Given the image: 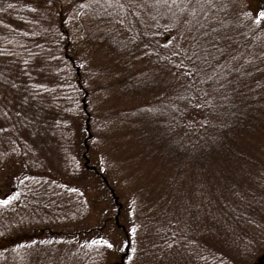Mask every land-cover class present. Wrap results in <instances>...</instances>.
<instances>
[{
  "label": "trees",
  "instance_id": "obj_1",
  "mask_svg": "<svg viewBox=\"0 0 264 264\" xmlns=\"http://www.w3.org/2000/svg\"><path fill=\"white\" fill-rule=\"evenodd\" d=\"M70 2L64 8L60 0H0V174H5L0 201L9 200L0 204V264H31L28 243L37 248L32 264H56L50 258L58 248L61 261L103 263L101 256L109 248L91 245L106 240L103 236L62 226L64 221L81 222L87 212L84 189L72 183L80 180V170L72 166L71 171L62 158L52 156L61 161L54 168L45 158L52 147L62 156L64 125L80 128L87 135L83 166L90 170L86 156L92 119L83 102L97 90L94 79L99 76V87L109 78L124 97L157 94L130 107V125L143 123L149 129H141V151L145 157H162L165 166L161 178L151 181L152 192L128 201L126 259L139 246L138 229L143 225L149 232L153 224L155 248L161 245L162 257L167 255L157 264H167L177 252L189 255L185 264H202L205 254L206 264H212L218 252L223 255L218 253V264H264V135L258 138L264 123V20L254 23L264 0L256 1L255 10L236 6L238 0H215L214 7L205 6L190 23L145 9L142 0ZM70 12L79 21L84 18L87 32L70 27ZM81 32L82 42L77 37ZM189 72L194 75H185ZM220 84L224 87L213 93V107L189 105L188 99ZM43 126L49 129L48 141ZM208 177L214 190L220 182L218 189L226 194L219 199L226 205L219 210L220 219L211 218L208 239H190L186 223L181 232L176 221L174 228L165 227V216L174 213L169 204L181 205L179 198L172 199L181 195L187 213L189 188L203 186ZM211 199L209 195L207 202ZM55 225L57 237L50 233ZM252 236L256 245L247 260L240 250L251 247ZM234 249L238 258L229 255Z\"/></svg>",
  "mask_w": 264,
  "mask_h": 264
},
{
  "label": "rangeland",
  "instance_id": "obj_2",
  "mask_svg": "<svg viewBox=\"0 0 264 264\" xmlns=\"http://www.w3.org/2000/svg\"><path fill=\"white\" fill-rule=\"evenodd\" d=\"M60 1L62 2L64 8H68L71 6L70 3L73 2H70V0ZM256 1L257 0H238L236 6L239 4V6L242 7L246 4L249 8L255 10V8L257 9ZM70 14L71 16H66L70 27L73 30L75 29L77 32L78 30L81 31L82 28H85L84 30L87 32L88 24H86L87 22L85 23L83 20L84 18L79 21L75 18L76 12H70ZM84 34V32H81L79 34L80 36H77L79 41L81 40L82 42ZM72 47L73 49H77L78 45L74 43ZM71 53H74L72 55L75 56V52ZM102 79L103 77L101 76L94 79V85L97 90L93 91L90 97L85 96L84 101L86 102H83L86 105V108H89L92 119V124L89 127L92 139L87 143L88 152L86 157L89 162V167L95 166L99 175L95 174L94 171L87 170L83 166L84 158H82L81 153L85 150V148L82 141L87 135L80 128L75 129V127L64 125L60 131V133L63 134L62 137L57 129V133L60 138L65 140L66 144L60 147L62 156L60 155L58 157V155L54 153L55 149L53 147L50 152L47 151V154L45 155V158H49L53 161L54 168H58L61 162L54 158H62L63 162L69 165L71 171H74V169H71L72 166H75L80 170L79 173L76 174V177L80 180L78 182L73 181L72 183H79L84 189L83 197L86 201L85 205L87 212L81 222L80 219L76 218L77 220H75L74 223L64 221L62 226L64 227L69 225V230L76 228L77 226L83 227L90 230L91 233L97 237L103 236L109 243H111L113 247L109 248V250L107 249L101 256V260H103L102 264H157L158 260L160 261L161 258L162 262H165L167 255L162 257L163 250L160 248L161 245L157 244L155 248V242L151 239L153 224L151 225V230H149V232L145 231L143 225L138 229L140 234L138 241L139 246L138 248L137 246L133 247L136 251H132L130 253L132 259L129 260L128 258L126 259V257L123 260L121 259V256L125 253L126 247L125 233L127 230V220L129 219L127 213L129 210L127 207L128 201L133 199V195L135 196L134 199L136 201L146 195L147 191L152 192V186H154V184H151V181H158L161 178V174H164V172H162L164 171L165 166L163 158L160 156L153 158L152 154L145 157L140 149L142 146V139L140 137L141 129L144 130L142 126L143 123L134 126L130 125V122H132L130 107L135 104H142L145 101H151L157 96V94L155 93L152 98H150L148 94L141 95L138 98L124 97L116 93V87H111V84H109V78H105L106 83L102 87H99L102 84ZM83 119L84 118L81 116L80 120L82 121ZM263 129L264 123H260L258 138H261V136L264 135ZM41 130L42 137L48 141L49 136L46 131H49V129L43 126ZM146 130L149 131V129L145 127L144 131ZM62 139L60 140L62 141ZM139 162H142L140 167ZM136 163L137 168H135ZM165 169L171 171V166H168ZM64 171L67 173L68 168L63 169V172ZM4 177L5 174L1 173L0 189L2 190L5 186H3V184H5ZM101 177L105 178L106 182L102 181ZM215 181L216 180H214V182ZM212 183L208 177L204 179L202 183L203 186L189 188V192L192 195L188 199V204L186 203L188 207L187 213H185L182 208V206H184L182 196L180 195L173 198L172 203L179 198L181 205L176 202L173 206L171 203L169 204V208H174V213H170V218L165 216L163 225L165 227L166 225L173 227V221L179 222L180 224L178 227H180L179 232H181V230L184 231V225L186 223L189 229L190 239H198L200 236L206 241L208 239L207 229H209V227L213 228L211 218L216 217L219 220V210L222 209L221 207H226V205L220 203L219 200L221 198L223 199V197L224 199L226 198L225 192L220 191V189H222L219 187L220 182H215V190L214 187L210 185ZM108 187L113 190V195ZM193 190L199 191L193 192ZM209 195L212 199L208 203L207 198H209ZM114 197L117 198V203L114 202ZM165 201H167V199H165ZM118 204H120L121 207ZM118 206L120 207V211ZM222 211L225 214L226 211ZM181 212L183 214L179 215ZM117 214L118 222H115V216ZM119 225L123 226V228ZM59 229L60 228L58 226H56L55 229H50V233H52L51 236H59L58 233L55 234ZM192 229H194L195 232L192 233ZM252 240L248 241L251 245L248 250H240V253L243 254V256L245 255L247 260L251 259L253 253L252 249L256 245L255 237L252 236ZM27 246L30 250L32 264V259L36 258L35 255H37V248H35V245H32V243H28ZM215 249L218 248L215 247ZM61 253L62 251L60 248L56 249V251L52 253L53 256L50 259H55V261L59 264L75 263L67 262L66 260L61 261ZM218 253L212 255V264H218ZM235 253H237V255ZM229 255H233L234 258H238V251L234 249L233 252L230 251ZM180 256L181 254L177 252L172 255V259L168 261L166 260V263L185 264L187 262V258L189 259V255H185L183 257L181 256V258ZM196 256L199 257L200 254L197 253ZM191 258L192 255L190 256V259ZM208 260L209 259L205 254L202 264L208 263ZM198 261L199 259L196 260V262ZM45 264L48 263L46 262Z\"/></svg>",
  "mask_w": 264,
  "mask_h": 264
},
{
  "label": "snow or ice",
  "instance_id": "obj_3",
  "mask_svg": "<svg viewBox=\"0 0 264 264\" xmlns=\"http://www.w3.org/2000/svg\"><path fill=\"white\" fill-rule=\"evenodd\" d=\"M141 6L148 10H155L158 15L170 14V16L173 18H182V19H179V22L181 23H190L191 19H194L196 17L198 11H202V9L205 6H207L208 8L214 7L215 0H142ZM262 20H264V10L260 11L256 15L254 23L260 24ZM193 39L195 38L193 37ZM169 43H172V42L169 41ZM175 54L176 53H174V55ZM188 59L189 61H191L192 58L188 57ZM185 75L191 76V75H194V73L189 72V73H185ZM208 79L211 80L212 78L209 77ZM207 82L208 81H205V83ZM223 87L224 85L220 84L218 88H213L212 92L203 91L202 97L197 96V97L188 99V103L191 107H194L196 109L211 108L214 106L213 93L219 92L220 89H222ZM181 99H185V98L181 97ZM201 99H203V103H201ZM193 100H195V103H193ZM193 122L198 123L195 121ZM8 203H9V200L0 201V204L7 205ZM131 231L133 234H135V232L137 231L136 227H133ZM41 243H44V242H41ZM47 243H51V242L49 241ZM96 244L105 245L107 248L113 247L111 243H109L106 240H103L102 238L100 240L91 241V245H96ZM125 246H128L127 242ZM169 246L171 247V245ZM132 251L135 252L136 249L133 248ZM128 259L131 260L132 257L129 256Z\"/></svg>",
  "mask_w": 264,
  "mask_h": 264
}]
</instances>
